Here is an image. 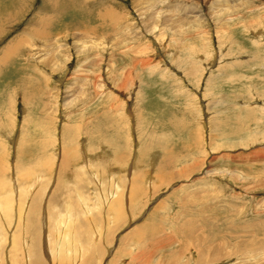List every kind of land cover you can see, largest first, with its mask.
Listing matches in <instances>:
<instances>
[{
    "label": "rangeland",
    "instance_id": "rangeland-1",
    "mask_svg": "<svg viewBox=\"0 0 264 264\" xmlns=\"http://www.w3.org/2000/svg\"><path fill=\"white\" fill-rule=\"evenodd\" d=\"M16 41L0 264H264V0H0Z\"/></svg>",
    "mask_w": 264,
    "mask_h": 264
},
{
    "label": "bare ground",
    "instance_id": "bare-ground-1",
    "mask_svg": "<svg viewBox=\"0 0 264 264\" xmlns=\"http://www.w3.org/2000/svg\"><path fill=\"white\" fill-rule=\"evenodd\" d=\"M23 1V0H22ZM69 1V0H68ZM71 1H73V0H71ZM52 2H53V0H49V3L50 4H52ZM57 5V4H56ZM18 9V8H17ZM16 11V10H15ZM8 11H6V13H7ZM16 12H18V14H19V12H20V9L18 10V11H16ZM5 13V14H6ZM15 16V14L13 13V12H9L8 14H7V19L8 20H10L12 17H14ZM112 17L113 16V14H112V11L110 12V11H107V13H101V18L104 20L106 17ZM50 17H48L47 19H49ZM15 19V18H14ZM5 21V20H4ZM45 21V20H44ZM105 22H107L106 20H105ZM84 23V22H83ZM44 24V23H43ZM84 26H85V28L87 29V30H84L83 31V34L85 33V32H87L88 31V28L86 27L87 25L84 23ZM103 26V25H102ZM76 27V26H75ZM78 27V26H77ZM37 29V30H36ZM35 30V34H33L32 35V37L34 36L35 37V39H39V38H43V37H45V38H48L49 37V34H50V32L51 31H47V30H39L38 31V27L36 28ZM78 30V29H77ZM76 30V31H77ZM91 30H93L92 28H91ZM90 30V28H89V31H91ZM79 31V30H78ZM81 31V30H80ZM88 31V32H89ZM30 32V31H29ZM82 32V31H81ZM31 34V33H30ZM89 34V33H88ZM84 36H86V35H84ZM20 43L18 42L17 43V41L16 42H14V44H11V45H9V46H7V49L5 50V51H3L4 52V55H3V57H1V59H0V65H2V63L4 64V63H6V62H8V63H12L13 62V57H15L16 55H19L20 53H22V51L25 49V48H21L20 47ZM54 48V47H53ZM55 49V48H54ZM23 56V55H22ZM36 58V57H35ZM56 59V57H55V54H53V61ZM52 61V60H51ZM26 65V64H25ZM24 65V66H25ZM30 85V84H29ZM42 87V86H41ZM25 88V87H24ZM28 88V87H27ZM18 90V89H17ZM28 90V89H27ZM29 90H30V88H29ZM25 92V91H24ZM23 92V93H24ZM28 92H30V91H28ZM43 93V92H42ZM37 94V93H36ZM35 94V95H36ZM39 94V93H38ZM24 95V94H23ZM26 96H28L27 94L25 95V97ZM32 97H33V94H32ZM39 97V96H38ZM42 97V96H41ZM44 98V97H43ZM9 100H12V98L11 99H9ZM33 100V99H32ZM40 100V99H39ZM41 101H43V100H41ZM12 102V101H11ZM29 102V101H28ZM27 103V102H26ZM38 103H39V101H38ZM44 103V102H43ZM29 104H31V103H29ZM45 104V103H44ZM112 105V104H111ZM47 106H48V104H47ZM46 105L45 106H43V107H47ZM111 108H115V106L114 105H112L111 106ZM44 109V108H43ZM117 110V109H116ZM115 110V111H116ZM113 112V111H112ZM115 117H116V115H115ZM41 123H42V121H41ZM43 124V123H42ZM39 128H41V127H39ZM44 151V150H43ZM87 153V152H86ZM90 158V157H89ZM91 160V159H90ZM86 161V160H85ZM92 161V160H91ZM67 162V161H66ZM66 162H64L65 164H66ZM63 163V167L65 166V164ZM137 186V185H136ZM12 200V199H11ZM1 210V209H0Z\"/></svg>",
    "mask_w": 264,
    "mask_h": 264
}]
</instances>
